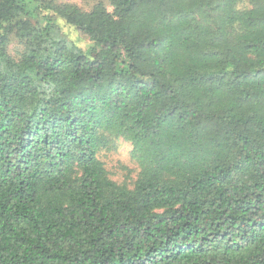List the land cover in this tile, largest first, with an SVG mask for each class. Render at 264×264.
<instances>
[{
	"label": "trees",
	"instance_id": "1",
	"mask_svg": "<svg viewBox=\"0 0 264 264\" xmlns=\"http://www.w3.org/2000/svg\"><path fill=\"white\" fill-rule=\"evenodd\" d=\"M243 1L0 0V264H264V0ZM119 138L133 188L98 156Z\"/></svg>",
	"mask_w": 264,
	"mask_h": 264
},
{
	"label": "rangeland",
	"instance_id": "2",
	"mask_svg": "<svg viewBox=\"0 0 264 264\" xmlns=\"http://www.w3.org/2000/svg\"><path fill=\"white\" fill-rule=\"evenodd\" d=\"M57 3L75 4L84 11L90 10L96 3L101 0H52ZM108 4V8L112 9L108 0H103ZM249 6V1L245 0L240 3V8ZM20 47L19 43L13 42L10 51L14 56L18 55ZM99 158L104 163L112 180L119 184H126L129 188H133L139 178L142 167L139 161L133 155V145L130 141L123 138L112 141L107 147L100 150Z\"/></svg>",
	"mask_w": 264,
	"mask_h": 264
}]
</instances>
